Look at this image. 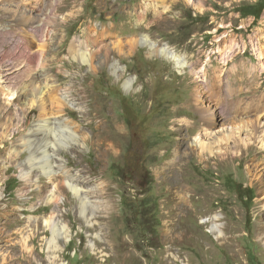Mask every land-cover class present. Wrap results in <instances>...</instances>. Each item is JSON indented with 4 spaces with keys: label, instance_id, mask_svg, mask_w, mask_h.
Returning a JSON list of instances; mask_svg holds the SVG:
<instances>
[{
    "label": "rangeland",
    "instance_id": "obj_1",
    "mask_svg": "<svg viewBox=\"0 0 264 264\" xmlns=\"http://www.w3.org/2000/svg\"><path fill=\"white\" fill-rule=\"evenodd\" d=\"M16 1L0 0V63L14 64L26 45L39 53L32 77L70 92L74 105L63 100L52 118L79 143L59 151L65 176L55 163L49 180L34 161L26 183L17 164L38 149L21 145L39 107L24 123L5 117L30 103L0 82V264H264V140L250 138L237 155L232 139L206 137L214 156L194 145L211 128L202 111L214 83L223 97L228 85L241 89L235 100L260 102L247 119L261 116L264 129V0H40L53 19L37 33L5 4ZM260 6L258 17L243 15ZM83 48L92 66L79 62ZM45 106L53 109L48 96ZM54 187L59 203H47ZM52 213L70 233L56 248L44 224Z\"/></svg>",
    "mask_w": 264,
    "mask_h": 264
},
{
    "label": "bare ground",
    "instance_id": "obj_2",
    "mask_svg": "<svg viewBox=\"0 0 264 264\" xmlns=\"http://www.w3.org/2000/svg\"><path fill=\"white\" fill-rule=\"evenodd\" d=\"M5 4L17 7V10L18 8H24L28 13V17H25V12H20V9L18 11L15 10L13 14L18 13V16L21 20L23 19L24 22L32 24L33 30L36 33L39 32L40 28L49 26L51 23L50 19H53L50 11L45 9L43 3L40 2V0H35V2H32V0H18L12 4L7 2H5ZM42 31L43 30H41V33ZM108 31H111L110 27ZM142 43L148 44L152 50H158L160 55L167 57L177 66L186 65L185 57L183 55L175 53L170 47H168V45H158L157 43H153L148 39L146 35L142 37ZM27 47L29 48V51H27L26 53L25 50H23V52L20 54L22 59L21 57H19L18 59H16L17 61H15L14 64H11L9 62L0 63V65H3L4 63L10 64L7 66H2V79L0 77V82L1 84H5L9 90L14 91H12L11 94L7 91L5 93H9V96H23L26 93V96L28 97V103H30V106L28 108H25L26 104L23 105L20 103L16 107L12 108L11 111L6 110L5 117L14 116L18 123H24L27 113L34 110L33 106L39 107L37 117L38 119L34 123L33 127L29 130V132L23 137V144L21 145H26V147L31 149L33 143L36 142L38 143V149L36 150V154L31 149L30 156L27 158V161L25 162L23 168L21 163L17 164L19 167H21V178L26 183L32 181L35 177V175L32 173L34 161L40 169L41 174L46 175L49 180H53L54 178L53 173L55 171V163H57L60 167V171L62 170V176H65L66 172H63L64 164L57 160L59 151L68 146V140L79 143L76 130L74 131L73 127H71L67 121L52 118V116L60 114L63 110H65V107H63L62 104L63 100H66L67 103L74 105L73 100L71 99V95L69 94L70 92L67 90L56 91L58 89V86L55 87L53 85H49L48 76H45L43 84H41L40 82L38 83V77L36 73L32 77V73L34 70L32 69V71H30L31 66L28 67L27 64L32 65V63L36 59H38L39 53L31 50L28 45H26L24 49H26ZM32 54L34 56V59L30 60L29 57H31ZM11 61L13 62L14 59H12ZM79 62L92 66V52H90L87 48H83L79 55ZM117 69L118 68H115V70ZM220 88V85H217L216 83L211 85L210 96L212 98H210L211 100L204 105L205 111H202V118L204 122H206L211 127L210 129L216 128L217 135H214V132H212V130L210 129L206 130V136H202V139L200 140L199 136L195 135L194 145L198 147L201 154L205 152L214 153L213 151L211 152V149L208 148V146L205 144L204 141L206 137L213 136L215 139L214 145L218 143H229V140L232 139L233 142H237L238 145L235 144L234 147L230 148L229 152L231 155H237L239 150H247L253 145L252 143L248 142L250 138H254L255 142H257V140H259L260 142L264 140V129L259 125L258 122L260 121L261 116H257L258 118L253 121L250 120V122L247 119L248 116L253 115V112H256L257 110H259V108H262L261 103L256 101L247 102L238 100V98L235 100L234 96L241 94V89L239 87L232 88L231 86L226 85L225 90L229 93L224 90L226 94L224 97L222 96L223 92L221 93ZM18 92L20 93L18 94ZM5 93H3V95ZM45 96H48V98H50V103L51 105H53V109H51L52 112H49L48 107L45 106ZM226 98H230L229 100H231V102H225V100L223 99ZM13 99L16 98L13 97ZM60 131L64 132V139L60 138ZM263 144H261V146H264ZM11 152L13 151L11 150ZM216 153L217 152H215L213 156ZM226 154L227 153H225V155ZM173 161L174 160H172L171 162ZM62 182H67L68 188L83 203L88 202V198L81 194L82 192L80 191V188L78 186L69 183V180L63 181L62 179ZM46 198L47 203H59V197H57L55 187L52 191H50V194H48ZM55 215V213H52L48 218H44V224L46 228L51 231V239L49 243L56 248L58 237H64L68 239L70 237V233L64 225H59L61 224L59 220L55 222ZM218 217L219 215H215L212 218L216 220L218 219ZM213 226L219 227L220 224L215 222Z\"/></svg>",
    "mask_w": 264,
    "mask_h": 264
},
{
    "label": "trees",
    "instance_id": "obj_3",
    "mask_svg": "<svg viewBox=\"0 0 264 264\" xmlns=\"http://www.w3.org/2000/svg\"><path fill=\"white\" fill-rule=\"evenodd\" d=\"M249 9V8H248ZM247 9V10H248ZM263 10V6H260L259 9H256V7H254L253 11H246L243 13L244 16L246 15H253L255 17H258L259 13Z\"/></svg>",
    "mask_w": 264,
    "mask_h": 264
}]
</instances>
